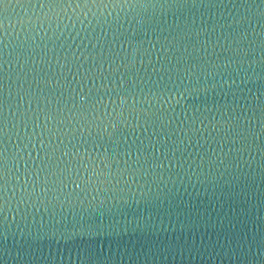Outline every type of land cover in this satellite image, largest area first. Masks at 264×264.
<instances>
[{"label":"water","instance_id":"obj_1","mask_svg":"<svg viewBox=\"0 0 264 264\" xmlns=\"http://www.w3.org/2000/svg\"><path fill=\"white\" fill-rule=\"evenodd\" d=\"M0 264H264V0H0Z\"/></svg>","mask_w":264,"mask_h":264}]
</instances>
